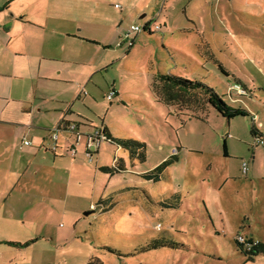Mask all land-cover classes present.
Here are the masks:
<instances>
[{
    "label": "rangeland",
    "instance_id": "rangeland-1",
    "mask_svg": "<svg viewBox=\"0 0 264 264\" xmlns=\"http://www.w3.org/2000/svg\"><path fill=\"white\" fill-rule=\"evenodd\" d=\"M64 2L71 30L73 18L100 20L98 35L111 34L109 24L119 22L120 36L115 32L111 45L96 48L92 74L78 79L82 66L71 62L76 74L68 84L39 78L30 103L10 102L1 115L31 126L0 122V240L33 241L1 242L0 264H87L94 256L104 264H264L262 253L246 259L237 241L243 235L264 243V145L250 131L257 127L264 138V0ZM9 14L3 12L2 21ZM145 20L160 29L142 30L131 47L117 45L131 24ZM46 24L58 22L47 16ZM75 54L71 49L69 58ZM166 73L200 80L249 114L227 119L199 91L190 94L191 109L167 105L157 94L163 88L158 76ZM235 83L245 94L231 90L230 97L227 88ZM112 87L118 93L109 100ZM24 108L30 113H21ZM63 113L88 125L103 120L113 136L144 141L145 160L111 142H102L90 159L85 141L76 144L62 126L63 154L55 157L52 130ZM172 152L177 161L159 181L140 176ZM115 157L123 171L97 169ZM108 196L114 201L102 205L99 199ZM158 240L165 244L141 251Z\"/></svg>",
    "mask_w": 264,
    "mask_h": 264
},
{
    "label": "crops",
    "instance_id": "crops-1",
    "mask_svg": "<svg viewBox=\"0 0 264 264\" xmlns=\"http://www.w3.org/2000/svg\"><path fill=\"white\" fill-rule=\"evenodd\" d=\"M21 1L23 2L22 6L15 4L16 0H5L3 4L0 5V7H2L0 10V122L11 124H18V122L10 121L8 120L9 118L1 116L4 115L10 102H13L12 104H15V106H19L22 103H30V100L33 99L34 90L38 84L39 78H48L57 82L63 81L64 84H68L69 81H71L70 76L76 74V72L71 70V62L75 64V69L78 67L80 68V65L82 66L81 72L77 73L78 79L83 76V73L84 75H86L87 72L92 74L99 65L96 57L98 49L96 48H100V46L108 47L111 45L110 41L114 39L115 32L119 35L121 31L119 29V22L115 25L111 22L109 27L112 28L109 29L114 31L111 34L108 33V35H105L103 32L98 35L96 31L101 29L100 20L99 23H97L93 22V20H82V18H78V23L76 19L73 18L74 25L71 30L70 21L72 20V16L70 18L63 12L65 0ZM45 3L46 6L41 7L42 16H40L41 12L39 11V7ZM62 3L63 5L61 6ZM116 4L117 3L114 4L115 8H122L121 5L116 6ZM32 5H34V8L31 10L30 8ZM57 9L61 14H58L55 18L54 13ZM7 10L10 11L8 19L2 21L3 12ZM145 15V13H142L141 17ZM47 16L48 18L54 17V20L58 22L57 26L47 25ZM78 26L79 29L77 28ZM46 30H48L47 35H45ZM148 34H152V32L148 31ZM46 37L49 38V42L45 45V43H47ZM70 40H76V44L73 47L70 44ZM73 42L74 41H72V44ZM89 44L90 46H96L95 49H93V46L89 47ZM71 49H73L74 52L76 51L75 57L73 58H69ZM54 52L55 54H53ZM43 62H47V65L44 66ZM87 62L88 65L85 67ZM117 93L116 90V95ZM78 97L79 94L75 92L72 100L74 101V99ZM20 106L19 108H22V106ZM66 112H71V108H67L65 113ZM21 113L28 114L30 110L24 108ZM62 118H64V120H69L64 113ZM18 125L21 126L20 128L31 126L29 123H21ZM92 125H95V123ZM111 136L117 137L112 134ZM59 137L60 134H58V139ZM58 139L56 140V148L54 151L51 150L55 157L63 154L62 144ZM71 145L73 146L72 143ZM4 148L9 151L11 149V144L7 143ZM68 148L66 147V150ZM173 153L174 152L171 154ZM53 162H55V160H53ZM104 165L109 166L110 164H100L97 166V169L99 170V167ZM18 172L20 173L21 171L18 170ZM34 172L36 173V170ZM108 197L111 202L113 197ZM101 199L102 198L99 199V202ZM3 241L7 240L1 239L0 243Z\"/></svg>",
    "mask_w": 264,
    "mask_h": 264
},
{
    "label": "trees",
    "instance_id": "trees-1",
    "mask_svg": "<svg viewBox=\"0 0 264 264\" xmlns=\"http://www.w3.org/2000/svg\"><path fill=\"white\" fill-rule=\"evenodd\" d=\"M2 7H0L1 10ZM223 72V68L220 66ZM159 80L163 82V88L161 89L162 91H158V98L162 100L165 104L167 105H172L178 109L176 105L178 103L184 104L186 109H191L192 101L190 94L195 93V92H201L202 95L205 96V102L204 103H209L211 106H213L222 116L226 117L227 119H230L235 116H245L248 115L249 112L245 110L244 108L241 107H233L228 105L221 97L220 95L210 86L207 84L203 83L200 80L196 79H190L186 78L183 76H179L176 74L172 73H166V74H159ZM230 97L231 94L229 93ZM232 99V98H231ZM234 100V99H232ZM235 101V100H234ZM61 122H64L65 124L68 123H75L76 127H80L79 129L84 130V131H90L92 128L96 127H102L105 133L111 138L112 143H115L117 146L125 148L128 150L129 155L131 157L139 158L141 161L145 160L146 152H145V147L146 143L141 140L133 139V138H117V137H112L111 134L109 133L104 121L102 120L100 122V125L96 124L92 125L91 123L88 125L86 123L78 122V121H69V120H64V118L61 119ZM254 122V121H253ZM59 126V124H58ZM89 126V127H87ZM91 128V129H90ZM53 131V130H52ZM251 133L255 138L259 139L261 142L260 144L264 145V138L260 137L259 131L257 127L252 126L250 129ZM223 148H224V154H226V144L223 142ZM52 149V148H51ZM53 150V149H52ZM54 151V150H53ZM177 153V152H176ZM175 152L171 155H169L167 158L162 160L159 164H157L155 167H153L151 170L145 171L142 173L141 177L146 179V180H151V181H159L160 176L163 173V171L173 163L174 161H177L178 154ZM75 156V155H73ZM119 159L117 158L116 162H112V165L110 166H100L99 170L105 173H109L110 175L115 174L117 172L123 171V164L118 161ZM100 203L103 205L111 203L109 199H103L100 200ZM168 204L167 206H169ZM173 206V205H170ZM251 239V238H250ZM33 240H28L25 242H16V241H4L6 244L9 245H15V246H22V245H27ZM165 243L161 242V240L151 242L147 244L145 247H141L142 250H149V249H155L158 248L159 246L163 245ZM238 247L239 249L245 254L246 259L248 260H253L254 256L262 253L264 254V243L261 241H257L252 247L250 248H244L241 243L238 242ZM108 251L114 252L113 248L107 247ZM87 264H104L103 261L94 256L89 259Z\"/></svg>",
    "mask_w": 264,
    "mask_h": 264
},
{
    "label": "built area",
    "instance_id": "built-area-1",
    "mask_svg": "<svg viewBox=\"0 0 264 264\" xmlns=\"http://www.w3.org/2000/svg\"><path fill=\"white\" fill-rule=\"evenodd\" d=\"M118 6V4H116ZM152 26L155 30L160 29L159 24L153 25L150 20H148L146 23L143 24V26L137 25V24H131L129 28L124 32L123 36L121 37L120 41L117 42V45H122L123 43H126L127 47H131L134 44V40L136 35L141 32L142 30L151 31ZM228 91L231 94V90H235L236 94L241 95L245 94V91L240 86V84L235 83L233 85L228 86ZM116 95L115 89L111 88L108 94H106V97L111 100ZM236 100V99H234ZM61 126L65 129L70 130L73 135L75 136L76 144H79L82 141H85L86 146V153L89 154L90 159L92 158V154L95 153L102 142H111V138L105 133L102 127H96L92 128L90 131H84L79 129L80 127H76L75 123H68L65 124L64 122H61L59 126H57L55 129H53V136H54V146L51 148L54 150L56 148V140L58 139V129L61 128ZM257 142L260 143L261 141L257 139ZM31 142L27 139L23 140V144L28 145ZM70 153L72 155L76 154L77 146L73 144L71 145V148L69 149ZM116 157L114 158L113 162H116ZM243 171H246V165L243 163ZM237 241L243 245L244 248H251L252 245H254L258 240L246 238L243 235H238Z\"/></svg>",
    "mask_w": 264,
    "mask_h": 264
},
{
    "label": "clouds",
    "instance_id": "clouds-1",
    "mask_svg": "<svg viewBox=\"0 0 264 264\" xmlns=\"http://www.w3.org/2000/svg\"><path fill=\"white\" fill-rule=\"evenodd\" d=\"M147 21H148V20H146V22H147ZM146 22H145V23H146Z\"/></svg>",
    "mask_w": 264,
    "mask_h": 264
}]
</instances>
